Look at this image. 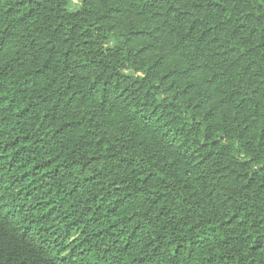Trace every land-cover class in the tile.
Instances as JSON below:
<instances>
[{
	"label": "trees",
	"instance_id": "1",
	"mask_svg": "<svg viewBox=\"0 0 264 264\" xmlns=\"http://www.w3.org/2000/svg\"><path fill=\"white\" fill-rule=\"evenodd\" d=\"M0 0V264H264V0Z\"/></svg>",
	"mask_w": 264,
	"mask_h": 264
},
{
	"label": "rangeland",
	"instance_id": "2",
	"mask_svg": "<svg viewBox=\"0 0 264 264\" xmlns=\"http://www.w3.org/2000/svg\"><path fill=\"white\" fill-rule=\"evenodd\" d=\"M81 6V0H71L69 9L70 10H77Z\"/></svg>",
	"mask_w": 264,
	"mask_h": 264
}]
</instances>
